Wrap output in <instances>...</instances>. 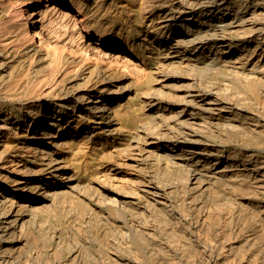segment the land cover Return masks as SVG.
I'll return each mask as SVG.
<instances>
[{
	"label": "bare ground",
	"instance_id": "6f19581e",
	"mask_svg": "<svg viewBox=\"0 0 264 264\" xmlns=\"http://www.w3.org/2000/svg\"><path fill=\"white\" fill-rule=\"evenodd\" d=\"M74 1L0 0V264H264V0H124L137 39L114 35L105 1L76 8L84 19L63 10ZM187 42L198 59L181 58L212 69L187 102L215 112L187 129L203 153L178 159L142 121L163 109L148 98L151 60ZM95 136L102 156L152 160L144 204L109 187L93 197L107 215L85 217L76 156Z\"/></svg>",
	"mask_w": 264,
	"mask_h": 264
},
{
	"label": "rangeland",
	"instance_id": "374dc122",
	"mask_svg": "<svg viewBox=\"0 0 264 264\" xmlns=\"http://www.w3.org/2000/svg\"><path fill=\"white\" fill-rule=\"evenodd\" d=\"M56 1L57 0H39L41 5L45 4L46 2L56 3ZM98 1H101V0H98ZM103 1L106 2V6L110 10L109 14H107V16L104 19H106L108 21L107 26L111 27V29L115 32L114 35L116 36L118 34H123L126 31H129L131 36L134 37V39H137V32L134 29V27H135L134 25L136 24V21H134L132 12L130 10H128L126 1H124V0H115V1L114 0H103ZM95 2H96V0H75L74 2H70L69 6L63 7L65 9H63V8L62 9L63 10L67 9V10L71 11V13L75 15V17L84 19L83 15H81L82 17H80V14L77 13L76 8L82 6L83 9H86L88 7L93 6V4ZM121 19H122V21H121ZM2 20L4 21L5 19H2ZM2 20H0V22H1L0 24H4ZM181 23H182L181 21H177V22L172 23V25H173L172 28L177 29V30H181L182 29ZM62 27H60L59 30L63 29L64 32L69 33V30L66 26L65 27L62 26ZM5 30H3L4 32L0 33L1 36L8 35L7 30H6V32H5ZM151 35H153L152 32L149 34L150 38H151ZM172 41H175V40L169 39V43H171ZM191 47L192 46L190 45L189 42L182 44L179 48L180 51L176 52L177 54L172 53L170 55V57H168L161 66L158 65V63H156V60H157L156 58L151 60V67L150 68L152 69V74L150 76L152 77V80H155V81H153L152 86L148 89V92L152 93L151 95L148 96V98L153 103L158 101L163 109L160 112L156 113L149 106H146L147 109H149V108L151 109L150 110L151 114L149 117L150 119L146 118L147 120L145 119L144 120L145 122L142 121L143 123H147L150 126L151 131L154 130V134L156 133L157 136L161 135L159 137V143H161V145H163L165 147L164 149H165L166 153L169 152V148H171L172 146L180 148V149H176L177 151L174 152V154L177 155L178 159H180L181 157L183 158L184 155L186 158L187 157L186 151H189L190 149H191L190 151L193 150V152L196 155L203 153L201 148L197 147L199 144L196 142V140H194V139L189 140L186 137V133L188 130L191 129L190 126L194 125L195 127H197L193 121V119H195L194 117L206 119L205 117L207 115L215 112V109H213L212 106H210V108H207L209 106H205V108H203V106L192 105L191 103L187 102V99H190L192 97V94H199L202 92V89L204 88L205 83L201 82V81L207 80L206 77L208 76V73L210 71H212V69L210 70V68H208L206 65H204L203 63H201L198 60H188L187 58H183V59L181 58L182 54L185 53V56H187V57L192 55L191 57L194 56L193 57L194 59H198V58H195L196 54H195V52L192 51ZM201 58H202V56H201ZM194 64H196V65H194ZM44 65H47V63H44ZM201 66H203V67H201ZM150 68H148V69H150ZM43 70H46V68L44 67ZM194 79H196V81ZM189 80H190V82H189ZM200 83H202V84L200 85ZM161 93H162V95H161ZM146 94H144L143 96H145ZM121 96H122V94H120L119 98H121V102H122L123 106L128 105L130 103L131 98H133V97H131V96H133L132 94H131V96H129V95H126V96L123 95L122 97ZM160 96H161V98H160ZM99 105L101 108L102 103H100ZM206 105H211V104H206ZM162 112L163 113L165 112L166 114L164 113L165 114L164 115V114H162ZM160 114L162 116L164 115V117L166 116L167 120L165 118L162 119V116ZM167 114L169 116L172 114V117H170L171 119L168 117ZM174 114H175V117H173ZM160 120L162 123L159 122ZM77 121L78 120L75 118L73 120L72 124L75 125V123ZM168 121H169V123H168ZM195 121H196V119H195ZM183 122H186V123H183ZM147 124H145V125L148 126ZM157 124H161V125H157ZM168 125L172 126V127H169ZM139 126L142 127L141 124H139ZM151 126L152 127L154 126V127L152 128ZM173 128L179 132L180 131H183V132L179 133L176 130H174ZM197 128H199V127H197ZM168 130H169V132H168ZM15 136L16 135H11L8 138H6V141L4 138L1 139V141L4 142L6 145H8L9 148L14 153H16L18 156H21L22 152H25L27 150V145L25 144L27 141L25 142V140H24V142H22L19 140L20 139L19 137H15ZM96 140H98V137L95 136L93 141L90 140V141L86 142V144L82 147V151L80 152V155H78V157L76 156L77 174L80 176V178H83L86 183L89 181L88 187L91 190L87 189L90 192V193L88 192L87 194H90L91 196L93 195L92 197H90V199L86 196L82 197L81 195H82L83 191H81V190L79 191V192H81L80 193L81 195L79 196L78 200L80 199L81 202L84 204H86L85 202H87V204L85 206H86V209L87 208L88 209L84 210V213H83L85 215V217L89 216V212L92 209L97 210V211L100 210L103 213L102 215H107L106 209H105V204H99L95 200V199H97V197H95V196L97 195L98 191L104 190L105 188H109V187H115V188L117 187V190L119 192L121 190L120 194L123 196L124 202L128 206H133V205L137 206V205H139V203L144 204L142 202L143 199L140 200L139 195L135 192H136V188H137V190H141V191L143 188L147 189L146 187L151 188L152 185H150V184H152V183L150 181L151 180L150 175H149V173H147L145 176V172H144V170H142V168L143 169L146 168L147 165H149L152 162V160H150L149 163H144V161H141L143 164L141 163V164L137 165V163H135V166H134V164L133 165L131 164V160L130 161L126 160L127 157L124 154H116V155L115 154H109V155L102 156V155H100V153H98V148H99L100 144H97L96 142H94ZM21 145H23V147ZM197 149H198V152H197ZM181 150H184V154L181 153ZM152 156H153V158L151 157L152 159H156V157H158L157 155L154 156L153 154H152ZM135 167H137V168H135ZM149 178H150V180H149ZM148 183H149V185H148ZM129 191H132V193L131 192L129 193ZM93 192H95L94 193L95 195L93 194ZM148 196L152 200H154V198L157 199V197H160L159 195L153 196L151 193H149ZM68 198H71V197L66 196V199H68ZM71 200L73 201V203L75 202V200L73 198H71ZM159 206H161L160 203H159Z\"/></svg>",
	"mask_w": 264,
	"mask_h": 264
}]
</instances>
